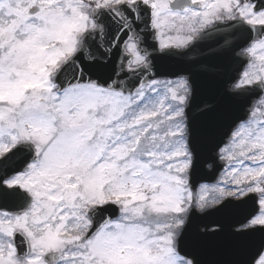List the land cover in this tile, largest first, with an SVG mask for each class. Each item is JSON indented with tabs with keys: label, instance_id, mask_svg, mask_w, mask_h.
Wrapping results in <instances>:
<instances>
[{
	"label": "snow or ice",
	"instance_id": "1",
	"mask_svg": "<svg viewBox=\"0 0 264 264\" xmlns=\"http://www.w3.org/2000/svg\"><path fill=\"white\" fill-rule=\"evenodd\" d=\"M0 264H264V0H0Z\"/></svg>",
	"mask_w": 264,
	"mask_h": 264
},
{
	"label": "water",
	"instance_id": "2",
	"mask_svg": "<svg viewBox=\"0 0 264 264\" xmlns=\"http://www.w3.org/2000/svg\"><path fill=\"white\" fill-rule=\"evenodd\" d=\"M215 63H220L219 61H214ZM170 66L173 69H180V68H186V67H191L186 62V58H176L175 60L170 62ZM236 70V66L232 65L230 67H221L220 71L224 72H232ZM198 81L201 83V85L206 89V90H211L213 92H218L219 87H220V80L217 77L213 76H206V75H197ZM219 103H220V109L224 113V119L221 123V131H227V129L231 126L232 122L238 118H242L245 114V108L247 107V102H237L233 101L231 99H228L226 97H218ZM220 170L217 169L216 172L214 173H204L202 174L203 178L200 179L201 182H208L212 183L216 180ZM210 219V217L208 218ZM200 221H197L199 223Z\"/></svg>",
	"mask_w": 264,
	"mask_h": 264
}]
</instances>
